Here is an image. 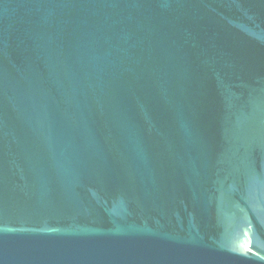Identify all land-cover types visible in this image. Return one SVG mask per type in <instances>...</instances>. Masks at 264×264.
<instances>
[{"label":"water","instance_id":"95a60500","mask_svg":"<svg viewBox=\"0 0 264 264\" xmlns=\"http://www.w3.org/2000/svg\"><path fill=\"white\" fill-rule=\"evenodd\" d=\"M0 264H264V0H0Z\"/></svg>","mask_w":264,"mask_h":264}]
</instances>
